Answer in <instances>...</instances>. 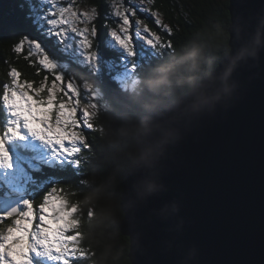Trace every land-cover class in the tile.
Wrapping results in <instances>:
<instances>
[{
  "label": "water",
  "instance_id": "water-1",
  "mask_svg": "<svg viewBox=\"0 0 264 264\" xmlns=\"http://www.w3.org/2000/svg\"><path fill=\"white\" fill-rule=\"evenodd\" d=\"M228 13V52L253 36L261 46L234 74L229 105L190 122L169 147L161 162L165 193L132 216L121 184L118 228L129 240L130 264H264V0H228ZM172 199L183 223L150 214ZM18 204L2 198L0 210Z\"/></svg>",
  "mask_w": 264,
  "mask_h": 264
},
{
  "label": "snow or ice",
  "instance_id": "snow-or-ice-1",
  "mask_svg": "<svg viewBox=\"0 0 264 264\" xmlns=\"http://www.w3.org/2000/svg\"><path fill=\"white\" fill-rule=\"evenodd\" d=\"M151 3L152 0H147L148 5ZM28 4L32 23L45 35L55 36L61 52L77 67L87 68L102 83L105 75L110 81L121 79L140 60L160 55L161 50L171 47L143 19H135L134 42L130 17L135 18L137 10L150 11L145 0H139L138 4L121 2L115 7L113 15L118 18L119 28L110 30V39L105 44L119 54L118 60L105 58L93 50L97 36L93 23L98 16L96 8L81 12L75 0H28ZM150 15L156 17L159 25V14L150 12ZM25 45L26 58L35 55L53 79L50 87L41 82L40 87L33 88L31 83L18 79L20 72L15 67L8 71L10 83H4L0 92V167H11L4 149L5 140L22 138L20 130L24 129L47 145L59 163L81 168L86 161L82 152L91 148L84 129L95 130L94 112L90 110L95 108L96 99L92 84L86 80L81 86L68 74L71 64L57 60L40 42L27 35L18 39L14 52L21 53ZM45 88L47 97L42 98L40 94ZM61 93L62 96L58 95ZM34 124L39 127H33ZM57 185L41 190L42 200L38 205L35 197L0 210V225L11 221L0 227V264H78L88 258L89 250L82 246L80 209L61 194L62 189Z\"/></svg>",
  "mask_w": 264,
  "mask_h": 264
},
{
  "label": "trees",
  "instance_id": "trees-1",
  "mask_svg": "<svg viewBox=\"0 0 264 264\" xmlns=\"http://www.w3.org/2000/svg\"><path fill=\"white\" fill-rule=\"evenodd\" d=\"M85 5L97 9V19L93 21L97 36L94 44L99 54L105 58L119 59L115 50H109L105 41L107 32L115 29L116 25L109 10V0H80ZM149 12L137 10L135 19H143L151 31L162 37L171 47L161 50L160 55L140 60L137 67L131 69L130 78L126 82L108 76L100 82L98 77L91 75L87 68L77 67L71 59L61 52V45L54 36H47L28 18V0H0V92L2 85L10 83L7 73L15 67L20 72V80L29 82L34 88L44 82L46 88L52 83L53 75L39 65L34 56L27 57V45L21 53L14 52V45L24 35L41 43L42 47L59 61L71 64L68 74L81 83L89 81L92 91L98 93L95 100L93 125L94 131L84 129L90 150L82 152L86 161L81 168L74 165L48 162L41 160L36 152L30 148L23 149L18 141L7 142L10 152L25 164V172L29 181L27 198H36L38 205L42 200L41 190L53 184L62 189V195L70 203L80 209V232L83 236L82 223L93 215L92 207H81L80 201L85 193L94 189L101 190V206L112 204L115 206V217L93 228L87 239L82 238V246L89 250L88 258L78 264H130L128 260L129 240L120 234L118 225L123 218L120 210L121 184H110L109 176L121 164V149L114 142H110V133L117 125L119 118L127 111L128 98L138 89L139 81L147 72L162 63L172 61L176 56L198 45L202 51L205 67L215 69L228 52V0H152L150 5L145 0ZM150 12H157L160 24ZM165 26H167L165 28ZM167 29H171L169 32ZM136 42V41H134ZM138 43V42H137ZM48 77L45 81V77ZM47 95V92H44ZM60 95V94H59ZM9 143V144H8ZM4 191H0V199L5 198ZM40 194V195H39ZM16 195V194H15ZM39 195V196H38ZM17 197L18 196H13ZM20 203V202H19ZM11 221H5L0 227H6Z\"/></svg>",
  "mask_w": 264,
  "mask_h": 264
},
{
  "label": "clouds",
  "instance_id": "clouds-1",
  "mask_svg": "<svg viewBox=\"0 0 264 264\" xmlns=\"http://www.w3.org/2000/svg\"><path fill=\"white\" fill-rule=\"evenodd\" d=\"M260 46L258 36H253L235 52H224L217 71L204 66L202 51L194 44L172 61L151 68L139 81L127 100V111L110 133V142L121 149V164L109 183H127L122 206L132 216L167 191L161 162L169 147L181 139L190 122L229 105L238 88L234 74L248 58H256ZM100 200L101 190L94 189L80 201L81 207L93 208V215L81 225L84 240L97 225L115 217V206H101ZM179 210L172 199L149 212L164 223H183Z\"/></svg>",
  "mask_w": 264,
  "mask_h": 264
},
{
  "label": "rangeland",
  "instance_id": "rangeland-1",
  "mask_svg": "<svg viewBox=\"0 0 264 264\" xmlns=\"http://www.w3.org/2000/svg\"><path fill=\"white\" fill-rule=\"evenodd\" d=\"M121 2H125L126 4L127 3L138 4L139 0H109V10H110L111 16H112V18L114 20V23L116 25V28H115L116 30H118V28H119L118 18H116L113 15V13L115 11V7L118 6ZM75 6L81 12H83L85 10L91 11L92 8H93L91 6L85 5L80 0H75ZM130 20L132 22V17H130ZM80 26L83 27V25H80ZM134 30H135V21H133L132 28L130 29V32L133 34V39L135 41ZM109 32H110V30L107 32V34ZM54 38L57 39L55 36H54ZM108 39H110L109 36H108ZM138 43H142V42H138ZM33 56L37 60L36 56L35 55H33ZM130 72H131V69H129V71H128L126 76H124L123 78L118 79V80L119 81L122 80V81L126 82L127 78L128 77L130 78ZM18 79L20 80L19 77H18ZM50 86H51V84L48 87H50ZM44 92L45 93L47 92L46 88H45ZM44 92H42L40 94V96L42 98H46L47 97V95H44ZM94 93H95V96H96L95 100H98V98H99L98 97L99 96L98 93H96V92H94ZM60 95L62 96V93ZM90 110L94 111L95 108L94 109H90ZM33 127H39V125L34 124ZM20 136L22 138H8V139L5 140L4 149H5V151L8 152L9 163H10L11 167H8V168L0 167V191H3V190L9 191V192L4 191L5 198H7V199L8 198H13V196H18L19 197V202H21L24 199H28L27 195H26V192H28L29 181L31 182V180L28 178V176H27V174L25 172V164L23 165L22 160L21 159H17L10 152V149L6 146L7 142H10V143L13 142V141L21 142L24 145L23 149H29L30 148L33 152H36L38 154V156L40 155L39 158L41 160H46L48 162L58 161L57 158L52 155L51 150L48 148L47 145H45L39 139H37V138L31 136L30 134H28L26 130L21 129L20 130ZM49 225L53 226V225H51V222H49Z\"/></svg>",
  "mask_w": 264,
  "mask_h": 264
}]
</instances>
